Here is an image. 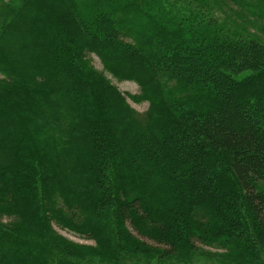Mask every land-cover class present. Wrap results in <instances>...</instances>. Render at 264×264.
<instances>
[{
	"label": "trees",
	"instance_id": "trees-1",
	"mask_svg": "<svg viewBox=\"0 0 264 264\" xmlns=\"http://www.w3.org/2000/svg\"><path fill=\"white\" fill-rule=\"evenodd\" d=\"M246 21L264 32V0H0V264H264Z\"/></svg>",
	"mask_w": 264,
	"mask_h": 264
},
{
	"label": "rangeland",
	"instance_id": "rangeland-1",
	"mask_svg": "<svg viewBox=\"0 0 264 264\" xmlns=\"http://www.w3.org/2000/svg\"><path fill=\"white\" fill-rule=\"evenodd\" d=\"M222 9L224 10L223 7H222ZM247 14L248 13H246V11L242 12V14H237L238 17H240V18L235 17V18H237V19H235L236 22L237 23H241V22H243L245 20H253L251 17L248 18ZM261 19H262V17H261ZM244 23L247 25V27L252 32L258 33L261 36V38L264 40V32L261 31V28L259 27V24H256L257 27H254V26H251L250 24H248L247 21L244 22ZM259 23L260 24L261 23L264 24L263 21H261ZM89 57H90V59L92 61V65H93L94 68H96L98 70H101V71H104L102 62H101L100 58L97 55L90 54ZM104 72L107 75V77L112 81V83L115 86H117L122 92L134 94V93H138L140 91L139 85L137 84V82H135L133 80H122V79H119L116 76L112 75L111 73H108L107 71H104ZM1 76L2 75L0 74V77ZM129 101H130V103H131V105L133 107H135L137 110H139L141 112H144V111H146L148 109V106H149L148 102L135 103V102H133L130 99H129ZM53 226H54V229H56L61 235L65 236L66 238H68V239H70V240H72L74 242L86 243V244H94L95 243L94 240L89 239V238H87V237H85V236H83V235H81V234H79V233H77L75 231L69 230L67 228L60 227V226H58L56 224H53ZM144 240L149 242L150 244H154V242L152 240H148V239H144ZM198 245L207 254L208 253H216V252L225 251V249H223V248H214L212 246L204 245V244H198ZM200 253L201 252H199V254L197 255V258L195 259V261H192L191 264H220L218 262V260L216 259V256L210 257V255H207L206 257H204V256H201Z\"/></svg>",
	"mask_w": 264,
	"mask_h": 264
}]
</instances>
